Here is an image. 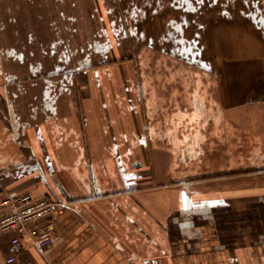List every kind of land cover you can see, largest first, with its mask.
Instances as JSON below:
<instances>
[{
    "label": "crops",
    "instance_id": "0c3cea01",
    "mask_svg": "<svg viewBox=\"0 0 264 264\" xmlns=\"http://www.w3.org/2000/svg\"><path fill=\"white\" fill-rule=\"evenodd\" d=\"M8 195L12 264H264V0H0Z\"/></svg>",
    "mask_w": 264,
    "mask_h": 264
},
{
    "label": "built area",
    "instance_id": "2783aa9c",
    "mask_svg": "<svg viewBox=\"0 0 264 264\" xmlns=\"http://www.w3.org/2000/svg\"><path fill=\"white\" fill-rule=\"evenodd\" d=\"M62 206L31 195H8L0 200V235L14 234L9 241L7 264L14 262L21 239L27 238L40 250L51 244L55 228L53 216Z\"/></svg>",
    "mask_w": 264,
    "mask_h": 264
}]
</instances>
